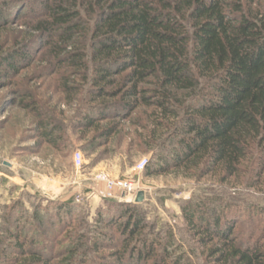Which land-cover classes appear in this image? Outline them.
Returning a JSON list of instances; mask_svg holds the SVG:
<instances>
[{"label": "trees", "instance_id": "16d2710c", "mask_svg": "<svg viewBox=\"0 0 264 264\" xmlns=\"http://www.w3.org/2000/svg\"><path fill=\"white\" fill-rule=\"evenodd\" d=\"M13 23L27 30L9 50L0 42V72L17 75L35 46L45 50L51 74L67 62L71 73L60 75L59 86L66 99L89 86L76 129L90 131L109 114L127 119L139 108L151 109L147 145L159 142L163 153L146 165L145 177L181 170L223 183L264 178L261 0H0V35ZM72 74L81 84L70 81ZM46 114L39 136L55 146L63 128ZM110 134L99 131L89 149ZM211 200L180 208L197 251L192 254L203 264H264L259 217H250L256 227L236 231L243 215L220 198ZM105 203L93 227L71 199L48 216L36 206L28 217L14 203L1 219L6 242L0 238V264L189 263L186 253L177 254L154 233L137 205Z\"/></svg>", "mask_w": 264, "mask_h": 264}, {"label": "rangeland", "instance_id": "374dc122", "mask_svg": "<svg viewBox=\"0 0 264 264\" xmlns=\"http://www.w3.org/2000/svg\"><path fill=\"white\" fill-rule=\"evenodd\" d=\"M26 30L16 23L5 28L0 35V42H5L4 51L11 49ZM27 54L31 59L21 62L22 69L17 75L6 77L0 72V238L3 243L6 241L1 231L5 224L1 219L11 205L21 203L28 217L39 206L42 214L48 216L47 211H54L55 215L56 209L69 199L90 227L99 211H107L106 200L137 205L146 221L154 225V233L169 241L170 249L177 254L186 253L188 264L203 262L182 222L180 208L183 205L209 203L207 200L220 198L225 201L223 205H231L232 210L243 215L236 231L248 230L250 225L256 227V223L250 221L252 216L260 219L259 231L264 228V178L252 184L245 178L241 182L223 183L210 176L196 179L181 170L145 177L146 165L157 163V156L163 153L156 146L159 142L153 147L147 145L152 129L151 109L139 108L127 119L109 114L105 120L97 121L90 131H80L73 123L89 86L82 91L74 88L77 94L69 102L59 87L63 77L60 75L69 78L68 73H71L68 63L64 62L60 70L51 74L52 69L46 66V58H43L45 50L35 46ZM70 81L81 84L79 75L72 74ZM32 100L38 103L41 118L35 113ZM47 112L63 128L62 138L55 146L39 136V123L47 119ZM107 129H112L108 141L104 145L98 141L100 146L89 149L91 137L97 139V133ZM77 152L83 156L81 170L74 166ZM143 161L145 165L140 170L139 164ZM98 176H106L116 184L114 199L105 198L104 183L96 179ZM125 183L143 192L142 203L136 204L133 199L128 202L127 195L122 198L119 185ZM192 250L196 253L192 254ZM63 256L54 259V263L60 262Z\"/></svg>", "mask_w": 264, "mask_h": 264}, {"label": "built area", "instance_id": "2783aa9c", "mask_svg": "<svg viewBox=\"0 0 264 264\" xmlns=\"http://www.w3.org/2000/svg\"><path fill=\"white\" fill-rule=\"evenodd\" d=\"M73 161H74V166H75L76 170H81L83 168V156L80 152L75 153ZM144 165H145V161H143L142 163L139 164L140 170H143ZM96 179L100 180L104 183V187L106 190L105 198L106 199H114L115 198L114 187L116 186V184H114L106 176H98ZM119 189H120L121 195H123L122 198H125L126 195L130 197V199L127 200L128 202H130L132 199L134 200L135 195L138 193L137 188L132 187L131 184L125 183V184L119 185ZM122 198L118 197L119 201H121Z\"/></svg>", "mask_w": 264, "mask_h": 264}, {"label": "water", "instance_id": "95a60500", "mask_svg": "<svg viewBox=\"0 0 264 264\" xmlns=\"http://www.w3.org/2000/svg\"><path fill=\"white\" fill-rule=\"evenodd\" d=\"M143 199H144V194H143V192L140 191L136 194L135 199H134V203L140 204V203H142Z\"/></svg>", "mask_w": 264, "mask_h": 264}]
</instances>
